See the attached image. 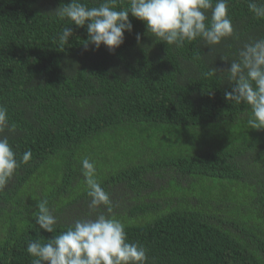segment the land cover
Listing matches in <instances>:
<instances>
[{
    "label": "trees",
    "instance_id": "16d2710c",
    "mask_svg": "<svg viewBox=\"0 0 264 264\" xmlns=\"http://www.w3.org/2000/svg\"><path fill=\"white\" fill-rule=\"evenodd\" d=\"M68 3L0 0V136L18 161L32 153L0 188V264H31L28 241L46 243L89 212L83 158L110 197L97 211L111 209L147 264H264V129H250L246 106L224 98L230 60L220 58L264 37V19L230 0L236 36L212 51L199 39L156 41L129 13L132 31L109 51L86 47V26L52 13ZM68 25L73 36L61 45ZM45 200L58 217L52 234L34 221Z\"/></svg>",
    "mask_w": 264,
    "mask_h": 264
},
{
    "label": "clouds",
    "instance_id": "9594fccd",
    "mask_svg": "<svg viewBox=\"0 0 264 264\" xmlns=\"http://www.w3.org/2000/svg\"><path fill=\"white\" fill-rule=\"evenodd\" d=\"M249 11L257 19H264V0H246ZM119 4V7H118ZM230 0H98L97 6L88 7L81 0L61 4L54 13L79 27H85L88 38L85 46L101 45L114 51L124 43V33L131 32L132 17L144 22L147 32L156 41L181 48L185 42L201 40L212 51L227 38H234L236 30L229 15ZM73 36L71 27L65 26L57 34L58 42L67 45ZM137 42L140 34L136 35ZM230 67L221 72L230 82V91L224 98L236 105H244L246 123L250 129H264V37H249L237 50L235 58L221 56ZM220 70L212 68L209 75ZM8 123V111L0 105V132ZM26 151L18 161L9 138L0 136V188L13 177L21 163L31 159ZM81 171L87 186L89 212L46 243L27 242L26 252L31 264H147L146 249L139 243H129L124 224L111 215V209L98 212L110 203L109 194L96 179L97 169L88 158L81 161ZM34 221L38 229L54 233L58 217L47 201L37 203Z\"/></svg>",
    "mask_w": 264,
    "mask_h": 264
},
{
    "label": "rangeland",
    "instance_id": "374dc122",
    "mask_svg": "<svg viewBox=\"0 0 264 264\" xmlns=\"http://www.w3.org/2000/svg\"><path fill=\"white\" fill-rule=\"evenodd\" d=\"M127 153H130L132 155H135V153H137V151L139 150V145H136L135 143H128L127 147H126ZM219 189L218 188H214V193L217 195L219 193ZM125 222L129 223V222H137V220L133 217H127Z\"/></svg>",
    "mask_w": 264,
    "mask_h": 264
}]
</instances>
